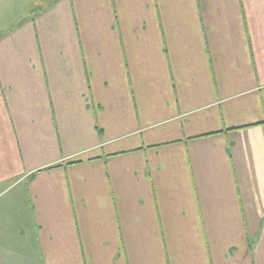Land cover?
<instances>
[{
	"label": "crops",
	"instance_id": "obj_1",
	"mask_svg": "<svg viewBox=\"0 0 264 264\" xmlns=\"http://www.w3.org/2000/svg\"><path fill=\"white\" fill-rule=\"evenodd\" d=\"M0 264H264V0H0Z\"/></svg>",
	"mask_w": 264,
	"mask_h": 264
}]
</instances>
